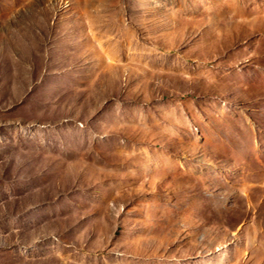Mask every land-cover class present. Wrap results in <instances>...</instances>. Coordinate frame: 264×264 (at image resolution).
<instances>
[{
    "label": "rangeland",
    "instance_id": "374dc122",
    "mask_svg": "<svg viewBox=\"0 0 264 264\" xmlns=\"http://www.w3.org/2000/svg\"><path fill=\"white\" fill-rule=\"evenodd\" d=\"M0 264H264V0H0Z\"/></svg>",
    "mask_w": 264,
    "mask_h": 264
}]
</instances>
